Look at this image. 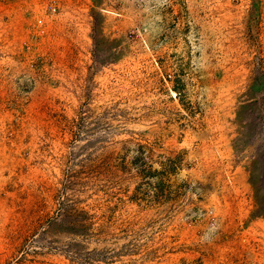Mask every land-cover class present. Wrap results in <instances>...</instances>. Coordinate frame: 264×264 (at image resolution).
Wrapping results in <instances>:
<instances>
[{
	"label": "rangeland",
	"instance_id": "rangeland-1",
	"mask_svg": "<svg viewBox=\"0 0 264 264\" xmlns=\"http://www.w3.org/2000/svg\"><path fill=\"white\" fill-rule=\"evenodd\" d=\"M0 264H264V0H0Z\"/></svg>",
	"mask_w": 264,
	"mask_h": 264
}]
</instances>
